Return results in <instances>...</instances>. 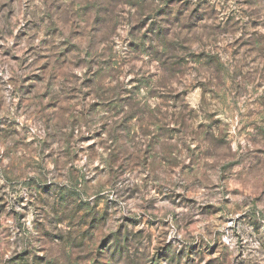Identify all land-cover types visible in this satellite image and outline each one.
Wrapping results in <instances>:
<instances>
[{"label":"rangeland","instance_id":"obj_1","mask_svg":"<svg viewBox=\"0 0 264 264\" xmlns=\"http://www.w3.org/2000/svg\"><path fill=\"white\" fill-rule=\"evenodd\" d=\"M0 264H264V0H0Z\"/></svg>","mask_w":264,"mask_h":264}]
</instances>
